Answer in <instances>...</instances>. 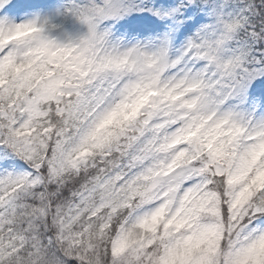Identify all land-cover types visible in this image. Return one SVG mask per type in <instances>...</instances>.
<instances>
[{"label": "snow or ice", "instance_id": "obj_1", "mask_svg": "<svg viewBox=\"0 0 264 264\" xmlns=\"http://www.w3.org/2000/svg\"><path fill=\"white\" fill-rule=\"evenodd\" d=\"M0 264H264V0H0Z\"/></svg>", "mask_w": 264, "mask_h": 264}]
</instances>
